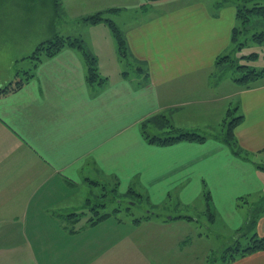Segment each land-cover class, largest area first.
<instances>
[{"label":"crops","instance_id":"1","mask_svg":"<svg viewBox=\"0 0 264 264\" xmlns=\"http://www.w3.org/2000/svg\"><path fill=\"white\" fill-rule=\"evenodd\" d=\"M60 6L67 22L57 33L84 42L105 82L89 86L81 52L63 48L32 64V78L22 87L0 96V248L24 241L40 249L44 232L53 227L65 239L73 237L74 231L61 225L76 218H65L63 210L76 206L71 202L85 186L106 189L110 182L117 194L131 188L151 208L199 205L204 214L207 191L214 219L205 229L241 228L245 214L237 199L264 196V171L256 167L264 166V80L243 89L227 76L214 78L215 60L231 49L235 4L62 0ZM99 12L124 34L133 58L148 73L146 82L120 60L105 24L81 22ZM233 104L243 118L234 138L249 161L211 137L161 147L147 144L140 133L141 123L163 115L177 129L217 134ZM155 213L148 217L160 218ZM255 233L264 236V215ZM209 238L199 233V241ZM229 264H264V251Z\"/></svg>","mask_w":264,"mask_h":264},{"label":"rangeland","instance_id":"2","mask_svg":"<svg viewBox=\"0 0 264 264\" xmlns=\"http://www.w3.org/2000/svg\"><path fill=\"white\" fill-rule=\"evenodd\" d=\"M228 1L239 4L242 0ZM257 1L264 5V0ZM64 21L67 19L62 18L60 11L55 15L51 0H0V88L24 79V71L31 72L32 62L23 58L28 57L38 44L51 39ZM67 28L74 26L67 25ZM251 53L257 55L255 60L239 59ZM232 57L237 65H248L260 71L264 68V44L247 42ZM225 76L234 78L237 73L229 71ZM227 82L232 84L228 79ZM110 183L106 189H103L105 184L85 186L81 194H76L71 203L76 205V214L82 215L71 224L61 225L67 230L72 229L73 237L65 239L54 227L47 229L43 234L46 243L40 249L24 241L12 243L13 247L9 249L1 247L0 264H222L219 251L231 244L234 232L209 230L211 223L203 210L201 213L199 205L187 209H176L173 205L151 208L142 197L117 194L110 188L114 187ZM102 194L105 196L104 207L97 210L83 207L86 198L94 204L100 203ZM74 208L63 210L62 214L75 213ZM239 209L246 219V207ZM150 211H155L160 218H149ZM104 214L107 218L90 228L89 223ZM177 216H189L197 221H167ZM218 227L225 229L226 226L219 224ZM203 232L210 237L209 241H199V233Z\"/></svg>","mask_w":264,"mask_h":264},{"label":"trees","instance_id":"3","mask_svg":"<svg viewBox=\"0 0 264 264\" xmlns=\"http://www.w3.org/2000/svg\"><path fill=\"white\" fill-rule=\"evenodd\" d=\"M145 1L146 3H152L160 0ZM51 3L55 15H59V11L61 14L60 0H51ZM235 9V26L231 31V49L227 54L222 55L215 60L214 78L219 80L225 76L227 72L232 71L237 73V76L234 78L230 77L231 80L240 88L248 89L264 80V68L257 71L248 65H237V61L232 57V55L236 50H241L247 42H252L258 45L264 44V5L257 0H242L239 4L235 2ZM115 11L117 10H108L106 13ZM103 14V12L95 13L82 18L81 22L88 25H97L100 23L105 24L116 42L117 53L120 60L124 62L129 72L141 76L142 82H146L148 73L141 63L133 58L127 46L124 34L111 20L104 18ZM250 31H252V34L248 35ZM240 38L242 39L241 41ZM63 48H75L81 52L86 67L85 80L89 86L94 87L104 84L105 79L101 78L99 75L95 57L89 52L80 38L63 37L56 33L51 39L38 44L31 54L28 57L23 58V60L25 59L31 61L32 64H37L41 58H51ZM256 57L257 55L255 53H251L246 56L243 55L239 59L247 61L255 60ZM128 71L122 72L121 77L124 78L128 76ZM23 75L25 76L24 79H20L15 83L10 82L0 88V96H5L18 90L22 87L24 82L32 78V75L27 71H24ZM242 119V116L238 113V107L229 108L220 123V131L217 134L207 135L196 131L177 129L170 124L169 120L165 116L159 115L141 123L140 133L147 144L161 147L173 145L183 141L202 143L207 138L211 137L226 145L234 156L242 160L249 161V154L244 152L238 146L233 134L234 128L242 121ZM256 167L264 171L263 165H257ZM91 183L93 185H97L94 181H91ZM113 191H115V189H113ZM125 194L127 197H141L131 188H129ZM104 197V194L100 195L102 201L97 204H94L91 199H88L85 202L84 208L97 210L99 207H104ZM203 197L205 201V215L207 216L209 222H212L214 219V209L210 195L207 191H204ZM236 206L239 208L245 206L247 216L241 228L234 232L231 244L229 243V245L223 247L222 250L219 251V259L222 264H229L237 258L246 257L253 253L264 251V236L259 237L255 233L257 220L260 216L264 215V196L256 199H249L248 197L238 198ZM79 215L82 214L72 213L67 215L65 218H77L80 217ZM107 216L108 215L104 214L98 217L95 221H92L91 224L89 223V225H96L97 222L104 220ZM170 219L190 220L192 218L187 216H177ZM136 222L138 221L136 220ZM242 240L247 241L242 244Z\"/></svg>","mask_w":264,"mask_h":264}]
</instances>
